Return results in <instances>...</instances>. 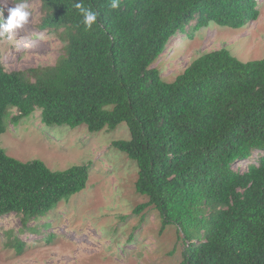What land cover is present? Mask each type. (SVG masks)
I'll return each instance as SVG.
<instances>
[{"label":"trees","instance_id":"16d2710c","mask_svg":"<svg viewBox=\"0 0 264 264\" xmlns=\"http://www.w3.org/2000/svg\"><path fill=\"white\" fill-rule=\"evenodd\" d=\"M39 2L38 27L59 36L62 53L24 71L0 63V134L11 110L12 121L40 111L50 129L125 123L129 139L112 147L137 168L135 192L147 199L137 210L155 209L183 235L180 264H264V58L242 62L221 48L172 82L152 67L179 33L255 22L257 0ZM77 4L98 13L90 29ZM254 153L244 171L232 168ZM89 169L52 171L0 148V217L26 227L47 216L85 188Z\"/></svg>","mask_w":264,"mask_h":264},{"label":"rangeland","instance_id":"374dc122","mask_svg":"<svg viewBox=\"0 0 264 264\" xmlns=\"http://www.w3.org/2000/svg\"><path fill=\"white\" fill-rule=\"evenodd\" d=\"M18 3L0 0V21ZM25 4L27 23L0 37V63L7 72L53 66L62 53L59 36L38 27L39 0ZM257 9V20L244 28L210 24L191 38L177 34L152 67L172 82L198 56L221 48L242 62L264 58V0H257ZM16 114L10 111L0 134L6 155L21 162L39 160L52 171L90 169L85 188L47 216L26 227L18 215L0 217V264H180L183 235L173 223L164 224L155 209L137 210L147 201L135 192L137 168L112 147L113 141L129 139L125 123L89 133L84 125L50 129L41 123L40 111L12 121ZM256 158L254 153L250 162L232 168L244 171Z\"/></svg>","mask_w":264,"mask_h":264},{"label":"clouds","instance_id":"9594fccd","mask_svg":"<svg viewBox=\"0 0 264 264\" xmlns=\"http://www.w3.org/2000/svg\"><path fill=\"white\" fill-rule=\"evenodd\" d=\"M76 7L81 9L83 14V24L86 28L90 29L97 21L98 13L91 9L83 8L81 4H77ZM110 7L112 9L118 8L119 0H111ZM0 16H3L2 12H0ZM29 16L30 12L26 10V4L24 2L18 3L15 7L9 8L6 21H0V37H4L5 34H11L15 30L22 28L23 25L27 23Z\"/></svg>","mask_w":264,"mask_h":264}]
</instances>
